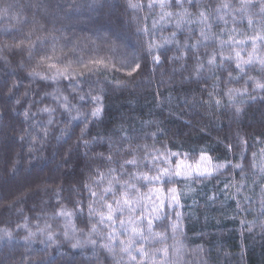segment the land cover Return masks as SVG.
<instances>
[{
	"label": "trees",
	"instance_id": "16d2710c",
	"mask_svg": "<svg viewBox=\"0 0 264 264\" xmlns=\"http://www.w3.org/2000/svg\"><path fill=\"white\" fill-rule=\"evenodd\" d=\"M106 1L0 0V264H116L122 255L119 241L113 259L101 247L110 228L97 223L98 216L89 219L88 204L93 198L85 183L100 192L107 181L102 186L93 183L97 169L110 178L113 174L108 168H115V175L123 180L127 173L147 171V160L168 150L198 157L201 149H207L214 164H231L204 182L176 178L180 215L176 218V209L165 205L170 218L153 221L152 233H164V240L150 235L144 222L150 240L145 245L149 252L145 264H150L153 253L158 264L162 258L165 264H264V196L257 195L264 186V91L254 90L253 80L248 79L264 83V71L253 63L244 65L245 73L238 75L235 58L239 51L247 60L253 51L251 38L264 36V0H247L244 8L241 0H182L179 4L167 0L164 8L158 0L152 8L149 0H133L140 5L135 9L128 6V0H110L111 7ZM222 3L229 7H220ZM74 10L80 13L71 15ZM156 19L159 23L152 29ZM83 35L92 36L94 43H84ZM95 35L107 37L103 54L122 62L124 68L139 59L136 76H130V81L111 78L102 70L78 77L76 92L70 80L61 78L54 83L29 76L33 70L51 75L40 63L46 55H55L59 65L99 57L93 54V48H98ZM22 40L24 44L16 47ZM154 40L170 43L149 52ZM124 42L129 50L117 48ZM31 43L36 46L29 57ZM256 45L254 55L264 57V40L257 39ZM221 53L226 58L223 63ZM156 55L159 63L153 59ZM213 56L215 65H210ZM229 72L238 78L231 79ZM125 80L129 81L126 89L121 84ZM245 81L248 92H233L230 99L229 89L242 90ZM89 91L102 97L103 107L101 117L88 124L84 139L90 143L85 147L77 140L84 127L79 120L72 121L70 136L57 139L70 119L61 107L63 97L89 113L96 105L90 98L79 100L80 94ZM49 94L60 100H52ZM236 107L241 108L239 113ZM44 108L55 111L50 117L41 111ZM50 118L52 124H48ZM43 128L48 129L46 137ZM109 144L111 164L105 159ZM226 145L232 146L231 151ZM133 158L144 165L125 164L126 173L121 176L120 165ZM235 164L242 169L233 168ZM235 178L237 182L247 180L256 194L240 201L238 209L233 191L226 190ZM169 185L175 187L163 186ZM187 185L193 188L191 194L182 195ZM222 187H226L223 194ZM147 190L141 187L142 192ZM62 211L72 215H61ZM92 224L99 232L90 237L97 241L95 248L87 243ZM173 224L178 225L175 231ZM66 231L69 238H65ZM8 232L10 238L5 235ZM77 240L82 247L72 248ZM164 247L166 257L156 251ZM121 264H127L126 256Z\"/></svg>",
	"mask_w": 264,
	"mask_h": 264
},
{
	"label": "snow or ice",
	"instance_id": "6c2138e0",
	"mask_svg": "<svg viewBox=\"0 0 264 264\" xmlns=\"http://www.w3.org/2000/svg\"><path fill=\"white\" fill-rule=\"evenodd\" d=\"M156 0H149L148 7L152 8L155 4ZM159 6L164 8L167 6V0H158ZM176 2L182 3V0H176ZM189 3L192 0H188ZM128 6L130 8H139L140 5L138 3H133V0H128ZM242 8L248 6L247 0H241ZM220 7L228 8V3H222ZM7 11V9H4ZM219 11V8L217 9ZM261 11L264 12V4L261 6ZM165 15H171V13H165ZM200 15L204 17V13L201 12ZM251 23V21H249ZM177 26L179 27V21L177 22ZM147 31V29H143ZM203 35V32L201 33ZM175 35V34H174ZM252 39L253 51L249 53V58L247 60H243L240 56V52L237 51L235 53L236 58V69L238 70V75H243L245 73L244 65H252L253 63H259L261 66V71H264V57H256L254 55L257 45L256 40H264V36H257ZM236 43H245V41H238ZM24 44V41H20L16 47H20V45ZM35 43H31L29 48V57L32 55V49L35 48ZM225 46L224 42H221V48ZM152 45H149V52H151ZM195 47V45H193ZM55 46L52 48L53 54L55 53ZM74 51V49L72 50ZM178 59V57H176ZM156 63L160 62L159 55L153 57ZM226 59L221 53V63ZM230 59V57L228 58ZM55 55H46L41 57L40 63L44 64L48 70L51 72V75H46L41 72H37L35 70L29 73L33 79L39 77L41 80H50L54 83L58 82L61 78L72 81V91L76 92L79 89L80 80L78 77H83L87 74H96L99 71L109 68V63L104 61L103 59H92L87 63L83 61H72L69 60L66 64L59 65L56 62ZM78 63L79 68H73V64ZM208 63L210 65H215V56L209 59ZM139 64L136 65V68H139ZM203 67V65H201ZM83 69V70H81ZM135 70V69H134ZM131 73H129L130 75ZM229 77L231 79H237V77H233L232 73L229 72ZM248 79L253 80L254 90L264 91V83L260 80H257L254 77H248ZM247 81H245V87L240 89H229L230 99L232 98V93L237 92L239 94H244L248 92L247 89ZM27 93H25L26 95ZM53 96V99L60 100V97L55 94H49ZM86 98H90L91 101L96 105L89 113L81 112L75 105H70L68 98L66 96L63 97V103L61 107L64 108L66 112L69 113L70 119L68 121V127L65 129H61V136L57 137V139H61L65 136H70V129L72 121H81L84 124V127L80 130V136L77 138L78 142L83 143L85 147L90 143L88 140L84 139L88 124L92 120L99 119L103 112V107L101 105L102 97L99 95H92V92L89 91L86 94H80L79 100L85 101ZM251 99H255L256 97L250 96ZM17 103L19 101L17 100ZM217 105H220V101H216ZM76 110V115L72 116L71 112ZM42 112L49 113L51 117L52 113L55 109L44 108L41 109ZM241 111L240 107H236V112L239 113ZM28 111L25 110L24 116L28 118ZM53 120L50 118L48 120V124H52ZM44 136L48 135V129H42ZM23 139V136H21ZM35 140V137H33ZM43 143V141H41ZM229 151H231L232 146L226 145ZM71 152V149H69ZM103 156V153L98 154ZM160 156L163 158L161 159ZM160 156H154L151 160H147V164L144 165V162L138 163L135 158L131 160H125L123 164L120 165L121 173L123 176L126 173L124 168L125 164L132 165L134 168H140L142 165L147 167V171H136L127 173V179H121L119 176L115 175L116 169L109 167L108 172L112 173L109 178L104 172L99 169L96 170V177L93 179V183L97 186L104 185L105 181H107V186L102 187L100 192H96L92 189L91 185L85 183V188L91 194L93 198L91 202L88 204V216L91 219L94 216H98L99 219L97 223L104 225L105 227L110 228V231L106 234L105 239L107 242L101 244V247L109 253L113 259H115V248L116 242L119 241V252L122 254L120 260L116 261V264H121L124 256L127 257V264H145L146 260H149V252L146 250L145 245L150 243L149 237L145 235L144 230V221H147V229L150 235H154L156 237H160L161 240L166 239L167 237L164 233H152L153 229V221L154 220H162L169 217V214L164 211L165 202L167 201V206L175 209L180 206V192L175 187L167 188V192L163 185L165 184H175L176 178H183L184 180H190L193 177L196 178H204L207 179L217 173L220 169L226 168L228 164H231V161H228L226 164H214L213 157L208 155L207 149H201L199 156L197 157L194 153H180V152H172L168 150L166 153L160 154ZM255 156V154H253ZM173 157H175V161H173ZM105 159L112 163V145L109 144V155L105 157ZM147 159V158H146ZM67 163V160L65 161ZM165 165V166H161ZM233 168H241V164L232 165ZM261 171L264 172V167L261 168ZM151 173V174H150ZM119 185V188H117ZM147 186L148 192H142L141 187ZM147 201L148 203H145ZM149 204H151V210H149ZM80 202L77 201V206L79 209ZM94 205H99V208L94 207ZM82 211V209H79ZM61 215L71 216L72 213L61 212ZM177 217H179L180 213H175ZM117 224L119 228H117ZM178 227L177 224H173L172 228L175 229ZM75 231V229H73ZM99 234L96 224L91 225V229L88 233L89 239L87 241L88 244H91L94 248L97 244L96 240L91 239L92 234ZM121 234L123 235V239L120 238ZM9 238L11 237V233H5ZM65 238H69V233L66 231L64 233ZM49 239H51V235L49 234ZM72 248L82 247V242L77 240L75 243L71 244ZM157 252L163 253V256L166 257L168 254L167 247L156 249ZM178 251V250H177ZM150 264H158L155 258V253L152 254L150 259ZM159 264H165L164 259L162 258L159 261Z\"/></svg>",
	"mask_w": 264,
	"mask_h": 264
},
{
	"label": "rangeland",
	"instance_id": "374dc122",
	"mask_svg": "<svg viewBox=\"0 0 264 264\" xmlns=\"http://www.w3.org/2000/svg\"><path fill=\"white\" fill-rule=\"evenodd\" d=\"M105 5H107V7H111L110 5H111V2H110V0H108V1H106L105 2ZM87 6H88V8H89V6H90V4L88 3L87 4ZM81 8H79V10H80ZM80 12H78V10L76 11V10H74V11H71V15H78ZM134 18V17H133ZM156 22H158L159 23V21L156 19V20H154L153 21V25H151V28L152 29H156L157 27H156ZM77 29V31H79V32H83V30H81L80 28H76ZM75 29V30H76ZM126 29H127V26H126ZM125 29V30H126ZM89 31H91V30H89ZM60 33V32H59ZM84 36V37H83ZM83 36H80V37H82L83 39H82V41L83 40H85V41H83L84 43L86 42V43H89V42H92V43H94V38H92V36H88V35H83ZM95 38L98 40H95V41H97L98 42V45H97V47L98 48H96V47H94L93 48V54H99V57H95V56H91L90 58H88L87 59V62L89 61V59L90 60H92V59H103L104 61H106V62H108L109 63V68L108 69H104L103 70V73H105V74H108L111 78H119L120 76L121 77H123V78H130V76H136V74L138 73V69H140V67H141V62H140V60L139 59H137L136 60V62L134 63V65H132V67L131 68H129V69H127L126 67L124 68L120 63H122V62H120V61H116L115 59H112V58H110V57H107V56H110L109 54H103V50H104V45H106L105 43H103V42H105L106 40H107V37L106 36H102V35H95ZM131 42V41H130ZM125 43V42H124ZM124 43L123 44H121V45H118L117 46V48H119L120 50H122V48H124V49H128L129 50V45L127 44V43H125V45H124ZM170 43V41L169 40H164L163 42H160V43H157L156 42V40H154V42H153V47H152V49L151 50H154V48H157V49H159V47L161 46V45H164V44H166V45H168ZM134 45L135 46V44H137V42H131V45ZM150 44V43H149ZM151 45V44H150ZM84 47V44H82L81 43V46H80V48H83ZM137 47V46H136ZM138 51L139 50H141L140 49V47H139V45H138ZM111 52H112V54H114L115 52H113V50L111 49L110 50ZM109 51V52H110ZM108 52V51H107ZM137 56H138V54L136 55V57H135V59L137 58ZM95 57V58H94ZM86 62V63H87ZM137 64H139V68H136V65ZM119 67H121V68H123V69H127V70H125L124 72L122 71V69H119ZM135 69V70H134ZM102 73V72H101ZM129 73H131L130 75H129ZM109 78V77H108ZM107 78V79H108ZM129 81L131 80V78L130 79H128ZM128 80H125V81H123L121 84L125 87V89L126 88H129V86H128ZM108 80H105L104 82H107ZM109 83V82H108ZM108 83H106V84H108ZM103 86H105V84H102V86L101 87H103ZM117 86V85H116ZM48 97H50L52 100H55V99H53V96L52 95H48ZM195 180H198V179H201V181H199V182H204V178H196V177H193ZM192 178V179H193ZM178 179H180V178H178ZM182 179V181L184 180L183 178H181ZM237 178H235V180H231V187H229V189L227 188L226 190H228V191H233V193H234V196H235V198L236 199H238V204H235L236 205V207H237V209H238V206H240V201H243V200H247L246 199V197H250V194H254V196L256 195L254 192V188L253 187H251V185L249 184V183H247V180L245 181L244 179H242L240 182H237ZM192 181H189V184H192L191 183ZM173 185H175V188L177 189V185L176 184H173ZM164 187V189H165V192H167V188H170L171 187V185H169L168 187L167 186H163ZM226 188V187H225ZM224 187H222L221 188V191H220V193L221 194H223V191H224V189H225ZM191 189H193L190 185H187V187H186V190L185 189H183V191H182V195H183V193H187V194H191V192H190V190ZM194 189H195V187H194ZM178 191H179V189H177ZM252 190V191H251ZM146 192H148V190L146 191ZM180 192V191H179ZM257 192H258V196H260V194L262 195V196H264V186L263 187H261V188H259L258 190H257ZM180 198H181V193H180ZM244 202H246V201H244ZM145 203H148L147 201H145ZM165 205H167V201L165 202ZM246 207H248V206H246ZM176 209V213L178 212L179 213V207H176L175 208ZM149 210H151V204H149ZM175 217L176 218H178L176 215H175ZM146 224H147V221L145 220L144 221ZM117 226H119L118 224H117ZM121 238V237H120Z\"/></svg>",
	"mask_w": 264,
	"mask_h": 264
}]
</instances>
